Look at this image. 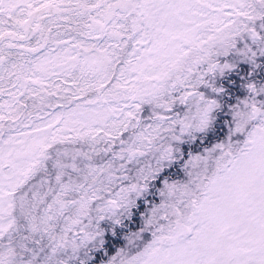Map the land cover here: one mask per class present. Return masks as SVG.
Segmentation results:
<instances>
[{"label": "snow or ice", "instance_id": "snow-or-ice-1", "mask_svg": "<svg viewBox=\"0 0 264 264\" xmlns=\"http://www.w3.org/2000/svg\"><path fill=\"white\" fill-rule=\"evenodd\" d=\"M0 264H264V0H0Z\"/></svg>", "mask_w": 264, "mask_h": 264}]
</instances>
